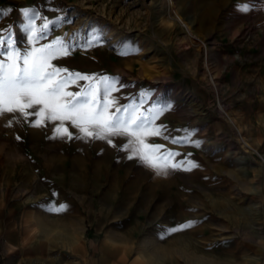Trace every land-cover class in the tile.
I'll list each match as a JSON object with an SVG mask.
<instances>
[{
	"label": "rangeland",
	"instance_id": "rangeland-1",
	"mask_svg": "<svg viewBox=\"0 0 264 264\" xmlns=\"http://www.w3.org/2000/svg\"><path fill=\"white\" fill-rule=\"evenodd\" d=\"M0 40V53L9 42L25 53L61 41L68 54L51 63L67 70L61 78L73 74L64 90L98 89L103 105L107 78L108 112L147 119L160 135L146 143L181 165L158 173L125 148L133 137L109 144L66 120L69 138L45 119L50 134L26 136V148L49 142L57 159L63 143L67 176L0 183V264H255L264 246V0H0ZM38 108L26 118L37 121ZM78 161L85 177L74 180ZM71 192L86 194L81 211L67 205Z\"/></svg>",
	"mask_w": 264,
	"mask_h": 264
},
{
	"label": "snow or ice",
	"instance_id": "snow-or-ice-1",
	"mask_svg": "<svg viewBox=\"0 0 264 264\" xmlns=\"http://www.w3.org/2000/svg\"><path fill=\"white\" fill-rule=\"evenodd\" d=\"M243 11H248L247 5L243 7ZM31 25L30 20V41L35 39L36 34V30ZM2 43L3 41L0 40V44ZM54 43L61 46L55 48L49 44L21 53L9 42L10 50L0 53L4 56V59L0 60V114L19 112L27 117L28 109L39 106L38 111L35 112V115L39 117L36 121L37 126L45 119L61 121L55 131L71 138V133L63 126V121H71L86 137L106 139L109 144L112 143L109 137L127 135L134 139L129 140L125 148H130L133 155L139 156L143 163L156 169L158 173L166 174L169 168L181 166L171 162L172 157L178 155L177 153L170 151L161 153V145L146 143L147 136L160 135L158 128L146 127L147 119H142L136 112L129 116H115L108 112L109 107L115 104L114 99L108 98L115 88L107 78L103 80L105 85L103 105L96 99L98 89L92 88L83 96L81 93L65 91L66 80L71 79L73 74L69 73L67 78H61V72H67V70L52 65L51 61L57 54H68L61 41L57 40ZM75 78L92 79L78 73L75 74ZM123 111L128 113L129 109L125 108ZM116 112L120 113L121 109L117 108ZM192 166L195 167L194 164ZM60 210L62 209H56V211ZM171 231H177V229Z\"/></svg>",
	"mask_w": 264,
	"mask_h": 264
},
{
	"label": "crops",
	"instance_id": "crops-1",
	"mask_svg": "<svg viewBox=\"0 0 264 264\" xmlns=\"http://www.w3.org/2000/svg\"><path fill=\"white\" fill-rule=\"evenodd\" d=\"M12 114H0V183H29L36 181L37 176L45 183L65 181L67 166L64 144H58L57 150L61 154L58 155L57 159L51 158L49 154L51 147H53L49 142L45 146L42 143H33L30 149L26 148V136L33 137L35 140H42L50 134V130L43 124L37 126L34 119H28L19 112H17L18 116L14 118ZM10 126L12 128H9ZM34 156L40 159H35L33 158ZM77 163L72 165L73 168L69 170V174L73 179L77 177L80 180L84 176L86 165L80 162L79 164ZM82 198H86L85 193H67L66 199L70 200L67 202V205L71 210L81 211L82 208L78 204V200ZM84 204L82 202V205L85 207ZM53 225H58L64 230L66 229L65 227H68L65 223H56L50 226L51 229L59 228H53ZM2 247L4 245L0 238V248ZM251 257L253 258V263L264 264V246L257 255Z\"/></svg>",
	"mask_w": 264,
	"mask_h": 264
},
{
	"label": "bare ground",
	"instance_id": "bare-ground-1",
	"mask_svg": "<svg viewBox=\"0 0 264 264\" xmlns=\"http://www.w3.org/2000/svg\"><path fill=\"white\" fill-rule=\"evenodd\" d=\"M186 30L188 31V33L185 35V37L186 38H188V36L189 35H192L193 33H192V29L190 28V26L187 24V26H186ZM192 38V37H191ZM182 39V38H181ZM230 121H231V123L234 125V126H236L237 128H238V126H237V122H236V119L234 118V117H230ZM239 129V128H238ZM240 131V130H239ZM245 143L247 144V145H250L249 144V142L245 139ZM156 251V250H155ZM157 254V253H156ZM159 254V253H158ZM159 255H161V253L159 254Z\"/></svg>",
	"mask_w": 264,
	"mask_h": 264
}]
</instances>
